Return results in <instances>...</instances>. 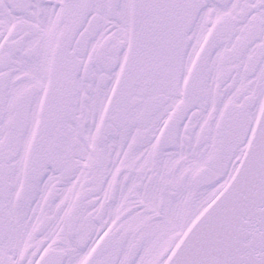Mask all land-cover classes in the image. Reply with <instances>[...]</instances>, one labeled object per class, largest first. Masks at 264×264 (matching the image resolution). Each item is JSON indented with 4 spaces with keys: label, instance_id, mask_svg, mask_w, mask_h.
Listing matches in <instances>:
<instances>
[{
    "label": "snow or ice",
    "instance_id": "6c2138e0",
    "mask_svg": "<svg viewBox=\"0 0 264 264\" xmlns=\"http://www.w3.org/2000/svg\"><path fill=\"white\" fill-rule=\"evenodd\" d=\"M0 264H264V0H0Z\"/></svg>",
    "mask_w": 264,
    "mask_h": 264
}]
</instances>
